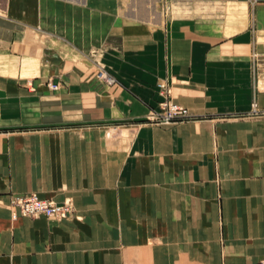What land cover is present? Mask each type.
<instances>
[{
	"label": "crops",
	"instance_id": "0c3cea01",
	"mask_svg": "<svg viewBox=\"0 0 264 264\" xmlns=\"http://www.w3.org/2000/svg\"><path fill=\"white\" fill-rule=\"evenodd\" d=\"M168 1L187 15L152 26L119 0H0V264L264 259V0ZM162 81L189 120L145 122ZM28 194L74 214L13 219Z\"/></svg>",
	"mask_w": 264,
	"mask_h": 264
},
{
	"label": "built area",
	"instance_id": "2783aa9c",
	"mask_svg": "<svg viewBox=\"0 0 264 264\" xmlns=\"http://www.w3.org/2000/svg\"><path fill=\"white\" fill-rule=\"evenodd\" d=\"M253 58L257 59V65L255 67V87L257 90H260L263 84L261 79H264V45L263 52L253 53ZM97 78L106 86H112L116 83L115 79L100 65L98 66ZM47 87L51 91L59 89L58 84L51 82L47 83ZM158 89L162 101L159 103V109L157 111L151 110L147 113L146 123L164 125L182 122L191 118V114L187 109L172 102L170 88L165 81L158 84ZM254 106L253 104L251 115L257 116L264 114L261 111H256ZM8 208L13 219L17 216H22L27 218L44 217L54 221H62L72 217L74 214V207L71 201L65 200L61 204H57L52 200L42 199L36 194L13 196L10 198ZM254 264H264V259Z\"/></svg>",
	"mask_w": 264,
	"mask_h": 264
},
{
	"label": "rangeland",
	"instance_id": "374dc122",
	"mask_svg": "<svg viewBox=\"0 0 264 264\" xmlns=\"http://www.w3.org/2000/svg\"><path fill=\"white\" fill-rule=\"evenodd\" d=\"M118 4L120 8L123 9V12L126 13L127 15L148 22L152 26L158 25L160 22H164L168 18L171 19L174 17L185 16L189 11L185 5H180L178 3L177 4L170 3L168 0H119ZM259 45L262 48V52H263L264 39H261V41H259ZM89 62L94 70L95 80L100 84L104 85L97 78L99 65L103 66L104 70L112 78H114L109 73L106 66H104L103 63H100V61L96 60ZM106 87H111V86H106Z\"/></svg>",
	"mask_w": 264,
	"mask_h": 264
},
{
	"label": "bare ground",
	"instance_id": "6f19581e",
	"mask_svg": "<svg viewBox=\"0 0 264 264\" xmlns=\"http://www.w3.org/2000/svg\"><path fill=\"white\" fill-rule=\"evenodd\" d=\"M261 80H262L261 82H262L263 84H262V87L260 88V90H264V87H263V86H264V79H261Z\"/></svg>",
	"mask_w": 264,
	"mask_h": 264
}]
</instances>
